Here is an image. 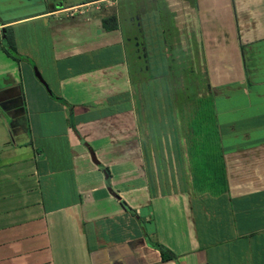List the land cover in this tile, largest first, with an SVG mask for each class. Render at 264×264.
Returning a JSON list of instances; mask_svg holds the SVG:
<instances>
[{"label": "crops", "instance_id": "0c3cea01", "mask_svg": "<svg viewBox=\"0 0 264 264\" xmlns=\"http://www.w3.org/2000/svg\"><path fill=\"white\" fill-rule=\"evenodd\" d=\"M0 264H264V0H0Z\"/></svg>", "mask_w": 264, "mask_h": 264}, {"label": "trees", "instance_id": "16d2710c", "mask_svg": "<svg viewBox=\"0 0 264 264\" xmlns=\"http://www.w3.org/2000/svg\"><path fill=\"white\" fill-rule=\"evenodd\" d=\"M194 108L197 110H192V117L190 116V120H188V126L192 130L200 129L199 127L202 126L206 127L207 131L201 134V137L199 135L198 139L211 141L210 133L212 127L211 125L214 124L213 119H208V116H206L205 113L201 111L202 109L198 110L199 106H196ZM167 110L168 108L165 107L166 113L168 112ZM177 111L182 114V107L177 108ZM196 172L199 174V176H197V178H194L193 174V179L190 182V187L192 188L193 192H196V190H203L207 194L201 197L207 198L211 195H219L224 193L227 187L223 172V165H221V163L215 164L214 161L208 160V162L206 161L205 164L197 165ZM154 245L158 248L161 259L173 257V253L162 244L154 243Z\"/></svg>", "mask_w": 264, "mask_h": 264}, {"label": "water", "instance_id": "95a60500", "mask_svg": "<svg viewBox=\"0 0 264 264\" xmlns=\"http://www.w3.org/2000/svg\"><path fill=\"white\" fill-rule=\"evenodd\" d=\"M10 50V49H9ZM32 66H33V72L35 74V76L37 77V79L45 86V88L47 89V91L49 92V89L47 88V85L45 84V82L42 80L41 76L39 75L38 71L36 70L35 66L33 65L32 63ZM7 123V122H6ZM9 124V123H8ZM12 140V139H11ZM88 151H89V155H90V159L92 162H94L99 168H101V170L103 171L104 173V177H105V184H106V188L107 190L112 194L114 195L116 198H119V196L117 195V193H115L113 190H111V188L109 187V184H108V173H107V170L100 164V162L97 161V159L95 158L94 154H93V151L91 150V148H88ZM123 205L128 208L127 204L125 202H123Z\"/></svg>", "mask_w": 264, "mask_h": 264}, {"label": "flooded vegetation", "instance_id": "af4514ba", "mask_svg": "<svg viewBox=\"0 0 264 264\" xmlns=\"http://www.w3.org/2000/svg\"><path fill=\"white\" fill-rule=\"evenodd\" d=\"M143 46H145V45L142 44L140 41L137 43V48H138V51H139V56L141 55L142 57H144V52H145V48ZM140 52H141V54H140Z\"/></svg>", "mask_w": 264, "mask_h": 264}, {"label": "rangeland", "instance_id": "374dc122", "mask_svg": "<svg viewBox=\"0 0 264 264\" xmlns=\"http://www.w3.org/2000/svg\"><path fill=\"white\" fill-rule=\"evenodd\" d=\"M123 2L125 1V0H122ZM129 1H131V0H129ZM151 6H152V3H151ZM27 9L28 8H25V10L27 11ZM21 11H22V9H21ZM205 102H207L208 100H204ZM209 102V101H208ZM210 137H211V141L214 139V134H213V132H211L210 133Z\"/></svg>", "mask_w": 264, "mask_h": 264}]
</instances>
